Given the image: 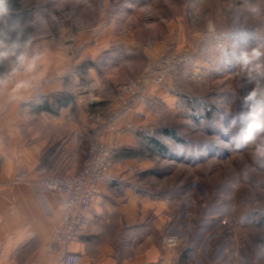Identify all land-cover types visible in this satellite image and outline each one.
Returning <instances> with one entry per match:
<instances>
[{
  "label": "crops",
  "instance_id": "1",
  "mask_svg": "<svg viewBox=\"0 0 264 264\" xmlns=\"http://www.w3.org/2000/svg\"><path fill=\"white\" fill-rule=\"evenodd\" d=\"M9 14L20 12L0 14V29L3 15ZM4 30L10 43L16 39L11 31L17 27L8 25ZM92 36L80 34L75 44L57 48L51 38L28 35L20 41L31 40L27 52L41 56L37 68L0 86V264H51L45 248L62 211L56 194L44 190L39 179L74 174L82 167V159L76 156L62 158L57 153L49 158L46 150L56 142L65 144L82 128L83 108L70 81L79 78L77 68L86 57L97 62L114 45L106 36L104 40L95 36L100 44H84ZM190 41L184 39V45ZM193 44L200 56L215 47L213 41ZM22 51L23 47L17 49ZM14 63V56L0 58V78L11 74ZM96 70L89 69L91 79L99 77ZM210 79L217 87L215 76ZM36 84L38 88H33ZM63 93L73 94L76 103L61 109L58 116L31 111V104L46 98L52 102L53 96ZM205 94L206 90L191 84L180 93L172 90L171 81L153 84L103 129V141L113 144L119 138L121 151L108 182L92 201L86 226L68 246L69 252L82 256L81 264H264V183L250 185L251 208L243 206L240 198L241 206L233 212L234 230L229 231L225 224L231 218L221 202L212 203L211 212L204 213L200 199L195 200L197 193L188 190L190 185L162 183L159 176L158 160L164 153L159 146H170L161 130L171 131V125L193 120ZM126 96L121 92L111 106ZM74 112L78 117H71ZM248 211L249 221L245 220ZM169 234L181 239L175 249L163 244Z\"/></svg>",
  "mask_w": 264,
  "mask_h": 264
},
{
  "label": "rangeland",
  "instance_id": "2",
  "mask_svg": "<svg viewBox=\"0 0 264 264\" xmlns=\"http://www.w3.org/2000/svg\"><path fill=\"white\" fill-rule=\"evenodd\" d=\"M22 10L18 15H3V29L8 25L17 27V31H11L13 38L45 36L51 38L52 47L65 48L87 32L93 36L86 45H96L95 41L100 44L95 36L102 40L106 36L114 44L94 62L99 77L91 79L89 67L80 69L90 58L86 57L78 66L80 76L75 82L70 81V87L76 90L83 108L82 128L66 138L65 144L56 142L47 149L49 158L58 153V157L76 156L84 162L95 129L103 130L116 118L112 113L115 106L111 104L123 92L124 85L143 73L166 44L189 49L202 67L206 66L204 62L214 61L209 76H215L226 115H207L202 101L193 120L171 125V132L180 141L169 140L167 152L158 160L159 176L162 183L197 182L208 194L204 213L211 212L214 202H221V208L225 207L231 218L225 229L233 231V212L241 206L240 198L243 206L251 208L250 185L264 183V161L253 159V144L236 147L233 138L240 135L242 125L231 124L233 118L247 111L240 100V91L253 86L242 73L237 57L244 50L264 49V0H23ZM211 21L219 33L234 40L229 43L234 54L230 61H225L216 47L203 56L191 48L193 41L196 42L193 45L213 41L216 46L214 37L206 40L203 36ZM184 39L193 41L184 45ZM71 117H78V113H72ZM50 168L54 166L51 164ZM199 202L201 205L205 201ZM249 214L248 211L247 221ZM211 231L217 230L212 227Z\"/></svg>",
  "mask_w": 264,
  "mask_h": 264
},
{
  "label": "built area",
  "instance_id": "3",
  "mask_svg": "<svg viewBox=\"0 0 264 264\" xmlns=\"http://www.w3.org/2000/svg\"><path fill=\"white\" fill-rule=\"evenodd\" d=\"M203 36L206 40L214 37L215 47L222 54V58L225 61L232 59L234 54L230 51L229 43L234 40L230 35L219 33L211 21L208 23ZM214 66V61L209 60L207 65L202 67L194 59V55L189 49L166 44L158 55L150 60L143 73L124 85L123 91L127 96L118 99V104L115 105V109H112V113L116 117L130 108L133 101L144 97L151 85L164 86L171 81L172 90L177 93H180L184 85L188 84L206 90L208 95L204 100L205 111L212 113V115L215 113L224 117L226 115L224 100L219 89L212 86L209 79V73L212 72ZM259 82L264 85V78L260 79ZM254 87L255 83H253L252 88ZM33 88H38V84L34 85ZM252 88L240 91L239 96L242 103ZM140 131L144 132L145 129H139ZM102 133V129H95L87 158L76 173L60 177L44 176L39 179V184L44 190L56 194L62 211L61 220L54 226L51 240L45 248L51 264L82 263V256L69 252L68 246L78 239L86 226L87 217L92 210V201L99 195L101 187L108 182L111 169L121 151L119 138H115L113 144H106L103 141ZM189 185L188 190L197 193L199 198L205 201L201 206L207 207L205 198L208 194L206 190L197 182ZM180 242L181 239L178 235L169 234L163 239V244L169 249L177 248Z\"/></svg>",
  "mask_w": 264,
  "mask_h": 264
},
{
  "label": "clouds",
  "instance_id": "4",
  "mask_svg": "<svg viewBox=\"0 0 264 264\" xmlns=\"http://www.w3.org/2000/svg\"><path fill=\"white\" fill-rule=\"evenodd\" d=\"M6 12L7 8L3 0H0V14ZM10 40L9 32L0 29V58L15 57L11 74L0 78V86H6L12 76L35 71L41 59L39 54L30 55L27 52L31 43L30 39L21 42L20 38L16 37L11 43ZM21 47L25 51L17 53V49ZM237 63L247 82L255 83V87L243 99L247 111L242 112L238 118H233L231 121L233 126L237 123L242 125L240 135L234 137L233 140L237 148L253 144L255 146L253 159L264 161V85L259 82L264 78V49L252 48L242 51L237 57Z\"/></svg>",
  "mask_w": 264,
  "mask_h": 264
},
{
  "label": "trees",
  "instance_id": "5",
  "mask_svg": "<svg viewBox=\"0 0 264 264\" xmlns=\"http://www.w3.org/2000/svg\"><path fill=\"white\" fill-rule=\"evenodd\" d=\"M22 1L23 0H3L6 8L8 11H14V12H20L22 13ZM92 68L95 67L94 62L88 61L85 62L83 65L80 66V69L84 68ZM76 98L73 94L70 93H63L53 96L52 102L48 98H46L44 101H42L40 104L30 105L31 111L34 113H40V112H47L50 115L58 116L61 109L67 108L68 106L75 104ZM207 115H212L210 112H206ZM161 133L169 138L170 140H174L175 142H179L180 138L175 134L174 132H171L167 129L161 130ZM157 145H160L159 141H156ZM161 147V150L165 153L167 152V147L165 145L159 146Z\"/></svg>",
  "mask_w": 264,
  "mask_h": 264
}]
</instances>
